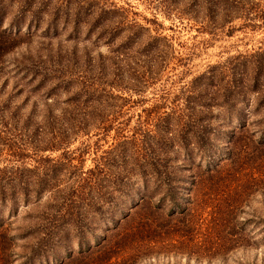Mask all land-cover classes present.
Here are the masks:
<instances>
[{"label": "rangeland", "instance_id": "1", "mask_svg": "<svg viewBox=\"0 0 264 264\" xmlns=\"http://www.w3.org/2000/svg\"><path fill=\"white\" fill-rule=\"evenodd\" d=\"M57 2L62 6L55 9L54 24L48 26L50 32H44ZM20 4L19 0H0V12L6 14L1 26H9L16 14L26 20V25L34 17V9H39L36 15L42 20L31 34L22 32L17 46L11 47L0 62V113L12 114L17 119L16 130L12 128L7 135L10 140L18 136L33 140L24 150L26 165L31 169L21 170V175L29 179L27 188L34 198L27 205L20 204L16 215L10 217L11 231L16 232L19 226L50 225L51 236L63 235L61 242L40 255L41 263L54 262L67 249L75 250L78 242L94 241L111 231L114 219L137 198L141 181L135 172L127 176L121 190L115 191L113 183L107 184L106 179L101 181L102 187H96L95 178L77 176L80 170L93 167L104 150L124 138L125 152L130 155L139 148L144 157L142 146L148 143L142 144V139L151 142L158 153L159 172L154 185L159 251L138 264H264V188L247 191L244 201L241 197L234 201L232 219L238 233L232 234L226 244L216 232L221 228L219 222L211 232L208 221L209 212L217 203L215 193L219 192L218 197L225 193L212 190L207 183L210 177L225 179L226 170L232 169L233 164L224 154L230 131L238 129L239 116L245 114L249 121L264 114V108H256L257 93L247 89L245 97L233 106V116L231 110L218 103L210 108L196 104V115L189 118V125L182 126L185 130L169 126L175 129L169 132L172 138L165 144L161 140L162 125L168 120L164 109L171 121L178 113H187V98L202 100L212 94L216 85L211 83L217 84V76L223 75H215L212 82L210 75L220 70L225 60L264 49V28L258 25L264 19V0H33L25 8ZM96 4L104 9L100 12L103 20L97 26L104 27L88 32L84 19L73 27V10L87 18ZM39 58L40 66L36 64ZM25 65H31L33 71L39 66L40 71L32 74L22 70ZM19 66L22 67L18 69ZM41 66L48 73L42 74L43 78ZM51 73L59 74L62 83L56 85L57 78L50 77ZM48 90L51 93L46 96ZM163 101L168 103L166 108L160 106ZM209 110L211 113L204 115ZM238 110L241 114L237 116ZM27 116L31 117L26 119V126L23 118ZM182 116L185 118L186 114ZM207 120L211 129L203 132L202 125ZM33 126L39 128L33 130ZM107 126L111 128L105 130ZM250 127L248 122V135L255 138L260 134ZM178 140L185 142L186 147ZM81 143H89L83 154L75 150ZM9 151L2 144L0 166L10 164ZM68 152L70 159L65 158ZM47 157L51 160H44ZM128 159L127 168L135 160L133 156ZM213 159H220L217 169L208 167ZM253 164H246L242 173L253 170ZM10 170L8 167L2 172L1 168L0 173L7 176ZM194 176L197 186L190 190ZM245 176L237 173L232 176L235 178L224 181L230 182L232 188ZM105 190H113L110 194L115 198L110 204L99 199L108 196ZM102 192L105 194L99 196ZM63 196L68 200H62ZM79 196L86 197L85 201ZM70 197L76 201L70 202ZM88 199L98 200L103 206L91 212L95 202L86 204ZM52 202L57 203L51 205ZM8 207L5 205L1 211L4 217ZM181 207L185 213L177 212ZM38 211L40 215L30 220L28 214ZM80 215L84 219L81 222ZM189 218L193 220L190 230ZM18 242V250H29L33 238L19 237ZM229 246L233 248L228 249ZM217 249L227 252L213 256Z\"/></svg>", "mask_w": 264, "mask_h": 264}, {"label": "trees", "instance_id": "2", "mask_svg": "<svg viewBox=\"0 0 264 264\" xmlns=\"http://www.w3.org/2000/svg\"><path fill=\"white\" fill-rule=\"evenodd\" d=\"M31 1L33 0H19V3H21L20 5L22 8H25L27 5L29 6L31 4ZM58 6H62L60 2H57V5L53 11L49 13V15H54L56 13L55 9ZM97 8H100V10L97 11ZM102 9L103 8L101 5L96 4L88 13L86 12L87 14L90 13V17L86 16L87 18H81L80 14H78V10H73V17L72 19L70 18L72 20L73 27H75L77 23L79 24L81 19H84L87 24L86 30L88 32H90L94 27L100 26L103 28L104 24H98L97 26V23L103 20L102 18L104 17L100 13L101 11H104V9ZM38 10H33L34 17L31 16L26 25H24L26 20L19 17V14H16L13 15L9 26L5 27L1 26V24L6 14L5 12H0V62L4 60V56H6V54L10 51L9 49H11V47L17 46L20 41V37L22 36V32L31 34L33 30L39 26L42 17L36 15L38 14ZM54 18L55 15L46 22L47 26L45 29H43L44 32H50L51 29L48 26L54 24ZM64 19H68V17ZM258 25H261L264 28V19L258 22ZM53 27L54 25H52V28ZM10 39H12V41ZM22 56L25 57L24 54ZM228 60L229 61L225 60L223 65L220 66V70L211 73L210 82L214 81L215 75L222 74L223 76H217L219 79L217 84L215 82L211 83L212 85H216V87L208 98H204L202 100L198 98H187L184 107L186 108L187 113H182L186 114L185 118H183L181 113H178L175 116L176 119L171 121V116L169 115L168 110L164 109V111L167 112L165 114L168 118L167 123L162 125V129L164 130V138L161 140L164 141V144L166 143L167 139L172 138V136H168L170 135L169 132H173L175 129L183 130V125H189V118H191L193 115H196V104H201L210 108L214 103H218L228 110H231L230 115L233 116V106L237 101L242 100L245 97L246 90L250 89L257 93L256 108H264V49H258L248 53H239L229 57ZM41 62L42 60L39 58L37 59L36 64L38 63L40 66V64H42ZM39 66H36L34 71L31 65H25V68H21L22 66H19L18 69L21 68L22 70L30 71L32 74H37L40 71ZM43 68L44 67H42V72L40 75H48L46 71L45 72L47 74L44 73ZM50 75V77L57 78L58 82L56 85H58V83H60L63 79L59 78V74L57 75V73H51ZM50 93V90H48L46 92V96ZM217 94H219V98H215V95ZM167 105V102H160L161 108H166ZM210 113L211 111L209 110L204 115H209ZM236 113L237 116L241 114L239 110ZM14 117V115L5 114L3 111L0 113V149L2 144L7 146V148L10 150L8 153L11 156L10 159L8 158V162L10 164L7 163L8 165L2 164L0 166V169L2 168V172H4L8 167L11 169L10 175L6 176L5 174L3 175V173H0V208H2L0 209V264H15V260L20 256L23 258H21L17 264H35V260L39 261L38 264H138L142 259L152 258L159 251L156 246V242L160 234V229L158 228L157 224L158 205L157 199L155 198L157 186L155 187L154 185V177L156 173L159 172V168L157 167L158 153L151 142L147 141L146 139H142V144L148 143L147 146H142L145 149V152H143L144 157L139 152V148H135L131 154L135 160L133 163L131 162L130 167L127 168V162L129 160L128 158L132 156L125 152V141L124 138H121L117 140L113 146L104 150V153L93 167H89L86 171L80 170L77 176L79 179L90 180L91 178H95L93 181H97L94 184V186L97 184L96 187H102L101 181L106 179L108 181L106 182L107 184L113 183V190L115 191L118 189L121 190L119 187L122 185V183L127 181V176L130 173L135 172L137 173V179L141 181V187H139V190H137V198L130 203L128 208L122 211L121 216L114 219L113 228L111 231L103 234L101 237H95L96 239L94 241L86 240L83 242H78V246L75 250L73 247L67 249L65 255L58 258L54 262L46 261L41 263L39 258L40 255H42L47 248H53L55 244L61 242L63 235L54 233L51 236L52 230L50 225L42 227H39L38 225L37 227H32V225H29L28 227L19 226L16 232L11 231L13 221L10 219V217L16 215L14 212H17L20 204L27 205L28 202L34 198L30 195V188H27L30 182L29 179L23 178L21 175V170L31 169L26 165L27 161L25 158L27 157V154L24 152V150L27 148V144L33 143V140L31 138H24L21 136H18V138L13 140L8 138L10 136L7 135L12 132V128H16L14 122H17V119ZM28 117L30 118L31 116L23 118V122L26 121V126L29 124L26 120ZM9 119H12L13 121ZM230 119L232 120L233 118L230 116ZM238 119H240L238 125L236 126L238 129L236 130L234 128L230 131L228 140L229 145L227 146V150L224 154V157L230 159L231 163L233 164L231 167L232 169L226 170L225 174L227 173V177L225 179H223L224 176L220 178L210 177L211 179L209 178L210 181L207 183L212 190L221 191L225 193V196H227L224 197L223 194H220L221 196L218 197L219 192L215 193V199H217V203L215 204L216 206H214L209 212L210 218L208 219V221L211 223V225H209L211 232L215 230V226L217 225V222H219L221 228L219 229V232L218 230L216 232L219 234L222 243L225 244L226 241L230 239L232 234L235 235L238 233L235 219H232L234 216V201L237 198L240 199V197L243 198L242 201H244L246 196L243 194L247 191L264 188V185H262L264 183V114L249 121V117L245 114L239 116ZM10 121L11 123H9ZM248 122L251 124L252 127H250V129L254 133H256V131L260 132V134L258 133V136L255 138L246 133ZM86 124L87 122L84 124V126ZM169 126H173L175 129L169 128ZM202 126L203 132H208L209 127L211 129L210 120L204 122ZM33 127V130L39 128V126ZM109 128L111 127H104L105 130H108ZM237 132H240L239 135H237ZM61 141H63V143L67 142L66 140ZM178 141L181 143V145L186 147L187 144L185 142L180 140ZM88 144L89 143H81V145L77 146L75 150H78L80 154H83L88 150ZM38 149H40V147H38ZM69 153L71 152H68V154L66 153L65 158L68 157V159H70L71 154ZM34 159L36 160V158ZM47 159L51 160L49 157L44 158V160ZM212 162L213 163L208 165L209 168L213 166L215 168L216 165L218 167L220 159H213ZM250 163H254L251 165L252 169H254L248 173H242L241 169H243L246 164ZM38 166L39 165H37L35 168H38ZM86 173H88V175H85ZM237 173L246 174L245 179L239 181L231 188V183H225L224 180H230L231 177ZM255 173L257 175L254 176ZM93 174H97L96 177H94ZM85 176H87V178H85ZM233 178L235 177H232V179ZM222 179L223 181L219 182ZM190 181L191 183L189 188L190 190H194V188L197 186V184H195L197 181L196 176L191 178ZM137 183L138 181L136 184ZM216 183L217 185L214 187ZM90 187H92V185ZM228 189L230 191H228ZM113 190H105L106 193L108 192V196H103V198L101 197L99 199L101 201L105 200V202L110 204L112 199L115 198V196L110 194L113 192ZM104 194L102 192L99 196ZM68 198L67 196H63L62 200L67 201ZM230 198L233 199L230 203H228ZM79 199L85 201L86 197L79 196ZM69 201L75 202L76 199L70 197ZM93 201L95 202V200ZM93 201L88 199L85 203L92 204ZM224 201L227 203H223ZM56 203L57 202H52L51 205H56ZM7 204L9 205V212H7V216L9 218L7 216L4 217L3 213L1 212L3 207ZM95 204L91 208V212H94L103 206V203H99L98 200L95 202ZM190 210L191 209L189 208V211ZM177 212L185 213L184 207L178 209ZM40 213L41 212L39 211L34 212V214L29 213V219L33 220L36 214L40 215ZM78 219L80 222L84 220L82 215H80ZM184 220V218H181V221ZM75 221L78 222L77 219H75ZM50 223L51 222H49V224ZM190 223H193L191 218H189V230L192 229V225H190ZM186 225L187 223L185 226ZM78 227L79 226H77V229ZM24 236H31L33 238V244H31L29 250H18V247L20 246L18 238ZM232 248L233 246L228 247V249ZM221 250L224 251V249ZM221 250L217 249L213 251V256L216 254L222 256L227 252V250L225 252Z\"/></svg>", "mask_w": 264, "mask_h": 264}]
</instances>
